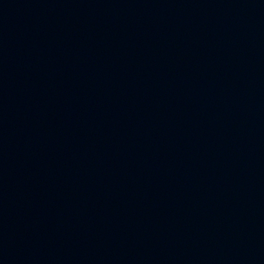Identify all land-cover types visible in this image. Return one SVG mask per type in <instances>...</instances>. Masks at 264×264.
<instances>
[{
	"label": "water",
	"instance_id": "95a60500",
	"mask_svg": "<svg viewBox=\"0 0 264 264\" xmlns=\"http://www.w3.org/2000/svg\"><path fill=\"white\" fill-rule=\"evenodd\" d=\"M0 264H264V0H0Z\"/></svg>",
	"mask_w": 264,
	"mask_h": 264
}]
</instances>
